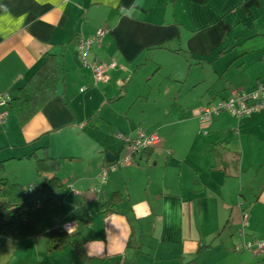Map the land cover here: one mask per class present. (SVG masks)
<instances>
[{"label":"crops","instance_id":"obj_1","mask_svg":"<svg viewBox=\"0 0 264 264\" xmlns=\"http://www.w3.org/2000/svg\"><path fill=\"white\" fill-rule=\"evenodd\" d=\"M100 29L107 31L102 47L85 59L108 69L104 83L81 67L75 43ZM46 56L57 66L55 97L22 127L6 106L0 181L28 203H48L52 228L45 223L16 249L0 239V264H14L20 251L36 264V242L77 216L82 264H264L255 250L240 258L214 247L229 222L210 193L219 187L224 212L223 190L237 185L251 207L239 243L264 240V113L213 118L214 154L204 170L169 137L171 129L199 125L203 109L264 84V0H0V99L16 98ZM156 115L157 130L148 134L157 145L122 167L128 150L116 135L133 137L129 131ZM43 159L56 161L54 176L37 174ZM54 177L60 188L43 193L47 199L34 196ZM113 195L115 213L103 215ZM19 198L3 193L0 210Z\"/></svg>","mask_w":264,"mask_h":264},{"label":"trees","instance_id":"obj_2","mask_svg":"<svg viewBox=\"0 0 264 264\" xmlns=\"http://www.w3.org/2000/svg\"><path fill=\"white\" fill-rule=\"evenodd\" d=\"M57 72V66L53 58L46 56L39 69L31 76L24 87L18 90L17 97L7 102L10 112H12L21 127L39 114L40 110L55 97ZM150 150L142 152L138 157ZM50 164L53 166H50ZM54 166L57 168L55 160L43 159L37 161V174L39 176L50 174L49 169H54ZM55 173L56 171L53 174L51 173L52 176ZM0 187L6 189V191L0 190V196L3 193H13L16 197H20L18 203L12 204L9 202L5 209L0 210V239L9 244L12 249H16L24 241L34 238L37 228L44 229V225L50 216V206L46 202L41 204L26 202L22 198L21 191L7 186L2 181H0ZM58 188H60V185L54 177L48 183L42 185L40 190L42 193L51 194ZM29 193H32L31 190H29ZM118 202L119 199L116 195H113L108 204L101 207L103 215L114 214V208ZM46 236L57 250H63L65 246H69L77 258L84 261L85 240L79 234L68 236L53 229L46 231Z\"/></svg>","mask_w":264,"mask_h":264},{"label":"rangeland","instance_id":"obj_3","mask_svg":"<svg viewBox=\"0 0 264 264\" xmlns=\"http://www.w3.org/2000/svg\"><path fill=\"white\" fill-rule=\"evenodd\" d=\"M150 116H153V113H150ZM156 118H157V115L154 119H149L150 120L149 124L147 123L146 125H143V128H141L140 130L144 131L145 133H149L150 131L155 132L157 129L152 128V126L156 124ZM181 118H183V116H181ZM187 119H191L190 115L187 118L185 117V120ZM224 121H230V120L229 118H225ZM135 132H136V129H132L131 131L128 132L127 135H130V133H132L134 137ZM169 132H170V136H169L170 139L174 140L173 141L174 143L179 144V148L182 147L183 152H181V154L179 155L187 158L193 165L197 166L201 170L207 169L209 167V162L213 158V154H214L212 152L213 151L212 143H214L212 141L214 139L212 136L208 135L209 130H201L200 126L197 125V123H195V124H190V125L188 124V126L186 125L184 128H179L175 131L171 129ZM196 136L198 139H196ZM211 138H212V141H211ZM204 180L207 181V178L205 177ZM218 191H219V187H212V189L210 190V193H212V195L213 194L216 195L215 199L218 202L217 207L219 209V216H221V214L222 215L225 214V217L227 218L224 220V224L226 222H229V224L227 227H224L223 229V231L225 230V234L223 235V238L221 239L219 238V240H217L214 247H222L223 249L227 250L229 253L234 254L240 258L247 257L249 253L239 254V253H236L234 249L236 248L237 245L242 244V243H239L240 242L239 239H242L244 236L241 237L240 234L243 232V235H245L244 232L246 230V229L242 230L240 218L242 216L248 217L251 212V207L248 205V203L244 202L242 198H240L238 194L237 185L235 187H229L227 185V187L223 190V193L225 194L224 197L227 196L228 201L226 200V205L228 206V208H226V211L223 212L222 211L223 209L221 208L223 204L221 203L219 199H217L220 196L218 194ZM34 194H35L34 196L41 198V199L43 197L45 199L48 198L47 195H42L43 193L41 192L40 189H37L34 192ZM56 195L57 194L54 195L55 198H56ZM236 215H238V218H239L238 222L235 220ZM90 219L91 221H94L93 217H90ZM51 220L52 218H48L46 221V227L50 229L52 228ZM74 221L75 222H70V223L75 224L76 227H78L80 230L84 228V225L82 224L81 220H78V216L75 218ZM86 221H88L87 217H86ZM134 227L135 226H133V229ZM94 229L96 231H99V229L96 228V226H94ZM39 234H41L40 229L38 231V234L36 233V238L38 237ZM143 235L145 236L143 239V244L148 245L150 239L148 236H146L145 232H143ZM94 236H95V233H94ZM44 240H45L44 242H47V243L37 241L35 244L36 249H37L36 256L38 257L36 264H82L80 261H78L79 259L77 258V256L74 254V252L69 246H65L63 250L53 251L55 247L52 246L50 242L46 240V238ZM253 242L254 241L249 242V243H244V244H251ZM154 245H155L154 242H151L149 244L150 249H153ZM20 252L22 253H20V255L16 257L14 264H28L29 262L28 259L23 258L25 254L24 251H20ZM150 254L153 256L152 252H150ZM252 256L255 260H260V263H261L262 261L261 259L263 258V256L261 255L257 256L253 254ZM33 257H34V254L32 251V261H34Z\"/></svg>","mask_w":264,"mask_h":264},{"label":"built area","instance_id":"obj_4","mask_svg":"<svg viewBox=\"0 0 264 264\" xmlns=\"http://www.w3.org/2000/svg\"><path fill=\"white\" fill-rule=\"evenodd\" d=\"M107 35L105 29L98 30L89 38L79 37L76 39V49L82 68H90L96 83H104L106 81V69L102 65H88L85 56L91 49L99 50L102 47L103 39ZM8 98L0 99V125L4 123L8 116L6 106ZM263 112L264 113V84H259L251 94L232 93L226 100L217 105L207 107L198 113L197 119L201 130H208L211 120L221 114H227L230 117L241 121L250 116ZM116 139L122 142L127 150L128 156L123 160L122 167H128L133 159L137 158L142 152L152 149L158 143L156 134H147L142 130H137L134 137L116 135ZM105 172L99 176V182L102 185L105 180ZM247 217L242 216V230L246 227ZM68 236H72L76 232V225L73 223L57 224L53 228ZM243 237V232L240 234ZM255 250L257 254L264 255V240L254 241L251 244H239L235 248L236 253L250 252Z\"/></svg>","mask_w":264,"mask_h":264}]
</instances>
